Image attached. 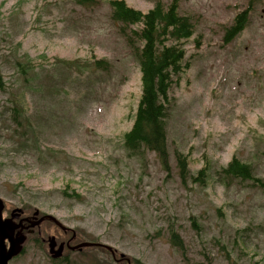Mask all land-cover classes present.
Listing matches in <instances>:
<instances>
[{"label": "rangeland", "instance_id": "obj_1", "mask_svg": "<svg viewBox=\"0 0 264 264\" xmlns=\"http://www.w3.org/2000/svg\"><path fill=\"white\" fill-rule=\"evenodd\" d=\"M108 1L0 0V74L13 85L0 95L6 210L28 204L76 231L77 242L104 243L141 264H264V188L217 178L236 156L264 181V0H180L195 33L184 46L190 67L170 89L169 177L156 153L131 157L124 145L142 74ZM124 1L146 13L172 0ZM242 13L245 30L225 44ZM32 59L41 66L16 72ZM17 100L25 110L16 119ZM179 153L191 178L210 164L205 185L187 190ZM46 225L49 236L67 239ZM173 231L186 252L173 245ZM40 244L44 251L30 244L13 264H52ZM66 257L114 264L105 249Z\"/></svg>", "mask_w": 264, "mask_h": 264}, {"label": "trees", "instance_id": "obj_2", "mask_svg": "<svg viewBox=\"0 0 264 264\" xmlns=\"http://www.w3.org/2000/svg\"><path fill=\"white\" fill-rule=\"evenodd\" d=\"M109 4L113 20L124 24L126 42L136 55L142 74L141 98L133 127L125 135V146L131 157L143 156L146 151L155 152L169 177L171 167L166 124L172 104L176 100L171 97L170 89L190 67L189 63H184L186 51L183 42L193 36L194 24L189 17L180 14V0H172L168 5L158 1L154 8L146 13L128 6L124 0H110ZM247 24V16L242 13L227 32L224 43L232 42L237 33L245 30ZM140 43H143L142 47L139 46ZM101 63L103 62L98 64ZM178 163L181 179L187 190L192 191L193 186L188 187L189 163L184 154H178ZM208 170L209 166L204 165L193 178L192 184H205ZM234 179L256 182L262 180L256 179L252 167L241 162L236 156L218 173V180L226 187H230ZM74 196L79 197L77 193ZM191 220L193 225L200 229L196 218L191 216ZM172 243L186 252L185 243L176 231L172 232ZM112 260L114 264H127L124 260ZM131 260L132 264H141V260ZM98 264L104 263L99 261Z\"/></svg>", "mask_w": 264, "mask_h": 264}, {"label": "flooded vegetation", "instance_id": "obj_3", "mask_svg": "<svg viewBox=\"0 0 264 264\" xmlns=\"http://www.w3.org/2000/svg\"><path fill=\"white\" fill-rule=\"evenodd\" d=\"M0 89H2L1 83H0ZM6 90H8V88H5L4 90H2L0 92V94H2ZM0 198H2V197H0ZM16 210H20V213ZM41 211L42 210H40V209L31 208L28 204H25V203H21L20 205H18L17 208H14V209L8 210V211L6 210V207H5V210H4V218L5 219H9L12 216H14V217H16L14 219L15 224L18 225L21 221L23 222V231L18 233V231L20 229H16V233H18L17 240H21L22 237H25V243L23 244V249H22L21 254L15 258H13L9 263L13 264L14 263L13 261H16L17 259H19L23 255H25V252L28 251V246L30 244H33L37 250L44 251V249H43L44 245H41L40 243L41 242L45 243V241L48 239L47 236L49 234V231H48V227L46 225V222L48 220L46 218L47 214H44ZM43 218H44V220H43ZM40 220H43V221L39 225H37L35 227L31 226V224L38 223ZM28 233H32L34 238H32V239L29 238ZM35 234H37V235L35 236ZM38 236L40 237L41 242L37 240ZM30 239H31V241H30ZM34 239H36V240H34ZM28 241H30V242L28 243ZM63 242H65V241H63ZM63 242L62 243L57 242L54 254L55 253L58 254L57 251L61 245H64V249H65V247L67 245L64 244ZM66 242H68V241H66ZM47 245L49 246L48 258L50 259L52 264H55V261L53 259L54 255H52L50 253V250H51L50 242ZM7 246L8 247L10 246L9 242L7 243Z\"/></svg>", "mask_w": 264, "mask_h": 264}, {"label": "water", "instance_id": "obj_4", "mask_svg": "<svg viewBox=\"0 0 264 264\" xmlns=\"http://www.w3.org/2000/svg\"><path fill=\"white\" fill-rule=\"evenodd\" d=\"M3 209H4V202L2 199H0V264H9V261L19 255V253L22 251V244L25 242V237H22L21 240H17L15 238V229L20 228L22 225V222H20L19 225L15 226L13 219H4L3 218ZM49 219L57 223L60 227L63 229H66L61 225V223L54 218L53 216H49ZM41 223H35L32 224V227H35L36 225H39ZM16 227V228H15ZM75 237V235H74ZM9 240L11 246L10 248L7 247L6 241ZM53 243L56 244L55 240L53 239ZM90 246H103L101 244H92V243H82L75 247H70L71 250H82L85 247ZM107 249H109L113 254L114 251L111 247L105 246ZM55 246L51 245V252H53ZM63 250V246L59 249V251ZM122 259H125V255H122ZM130 264V262H128Z\"/></svg>", "mask_w": 264, "mask_h": 264}]
</instances>
